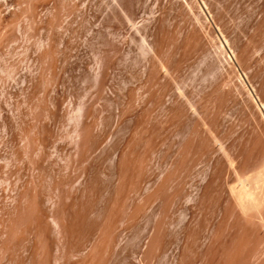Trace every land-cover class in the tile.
Instances as JSON below:
<instances>
[{
	"label": "rangeland",
	"instance_id": "1",
	"mask_svg": "<svg viewBox=\"0 0 264 264\" xmlns=\"http://www.w3.org/2000/svg\"><path fill=\"white\" fill-rule=\"evenodd\" d=\"M262 104L264 0H0V264H264Z\"/></svg>",
	"mask_w": 264,
	"mask_h": 264
},
{
	"label": "bare ground",
	"instance_id": "2",
	"mask_svg": "<svg viewBox=\"0 0 264 264\" xmlns=\"http://www.w3.org/2000/svg\"><path fill=\"white\" fill-rule=\"evenodd\" d=\"M226 42H228V41H226ZM227 45H229V43H227ZM262 107L264 108V104H262ZM260 178H262V177H260ZM251 179H252V176H251ZM259 179L258 180L254 179L253 181L247 180V181H242V182L240 180V182H241L240 184L238 183L237 185L232 187V190L235 192L238 202L241 205H243L245 208L247 207L246 210H248V211L251 208H259L264 201V190H260L261 184L263 185L264 180L262 179L263 180L262 183L259 184V181H261ZM237 181H239V179ZM245 208L243 210H245Z\"/></svg>",
	"mask_w": 264,
	"mask_h": 264
}]
</instances>
